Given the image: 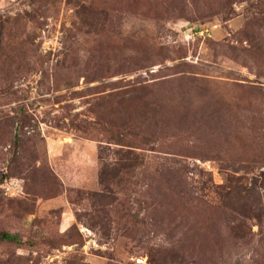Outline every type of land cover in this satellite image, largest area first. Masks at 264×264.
Masks as SVG:
<instances>
[{
    "label": "rangeland",
    "instance_id": "374dc122",
    "mask_svg": "<svg viewBox=\"0 0 264 264\" xmlns=\"http://www.w3.org/2000/svg\"><path fill=\"white\" fill-rule=\"evenodd\" d=\"M100 147L140 160L102 201ZM5 231L0 264H264V0H0Z\"/></svg>",
    "mask_w": 264,
    "mask_h": 264
},
{
    "label": "trees",
    "instance_id": "16d2710c",
    "mask_svg": "<svg viewBox=\"0 0 264 264\" xmlns=\"http://www.w3.org/2000/svg\"><path fill=\"white\" fill-rule=\"evenodd\" d=\"M130 126H131L130 123L126 124L125 126L121 125V127H119V130L122 129V131L129 132V134H131ZM114 143L120 144L118 142H114ZM99 151H100L99 159L101 162L100 172H99V180H100L99 182L102 185V193L98 194L100 195V197H98L96 193V197L101 199L102 201L105 197V194H109L113 192V186H116V184L121 181V178L123 177L124 174L130 175V171L136 169L137 164L140 162V160L138 161L139 154L131 147L114 148L112 150L114 157L109 160H107L105 157L102 156V151H103L102 147H100ZM102 206L103 203H101V205L98 207V210H101L103 208ZM0 237L4 240H14L17 238L16 234H11L6 231L0 233Z\"/></svg>",
    "mask_w": 264,
    "mask_h": 264
}]
</instances>
